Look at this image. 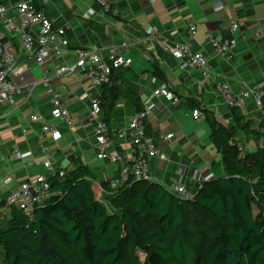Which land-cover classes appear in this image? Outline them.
Returning a JSON list of instances; mask_svg holds the SVG:
<instances>
[{
  "label": "crops",
  "instance_id": "obj_1",
  "mask_svg": "<svg viewBox=\"0 0 264 264\" xmlns=\"http://www.w3.org/2000/svg\"><path fill=\"white\" fill-rule=\"evenodd\" d=\"M21 1L27 0H0V4L13 8L9 15L17 16L14 7ZM34 3L56 26L69 28L70 46L62 60L39 67L23 52L19 37L0 25V43H10L16 57L11 79L23 90L15 97V106L0 119V206H6L9 194L27 178L48 174L44 165L47 154L55 156L57 170L67 173L76 169L77 159L83 163L85 157L95 183H109L114 192L123 186L120 170L124 164L114 167L98 161L93 150L94 129L98 121L104 120V113L101 109L100 116L94 118L92 104L100 98L102 89L93 87L81 73L70 78L56 77L58 67L63 62L73 64L79 50L97 47L106 56L110 46L129 41L125 54L133 64L115 74L125 95L107 123L112 131L126 129L129 119L139 113L131 101L135 92L143 111L148 104H154L146 116L147 134L159 145L166 160L161 163L160 158H153L151 169L156 183L166 189L180 180L187 186H198L225 173L222 157L210 139L209 116L236 127L240 116L254 130L260 129L264 105L259 108L254 101H247L245 110L235 114L225 105L217 85L226 82L235 93L264 87V0H116L110 12L103 11L93 0ZM234 22L239 28L232 35ZM191 27H195L194 33ZM211 35L218 39L233 36L237 40L230 61L217 54ZM184 43H190L194 52L208 58L211 75L207 81L199 70L186 66L172 52L176 45ZM46 74L63 97L72 116V127L52 118L51 99L43 86L31 95L27 91ZM163 83L176 95V103L154 96ZM196 110L201 112L197 119L193 117ZM33 116L57 125L63 138L53 142L48 136L47 141H40L43 125L32 122ZM169 135L173 137L167 140ZM237 140L245 153L255 152L263 144L262 140L247 139L242 132ZM72 146L75 150H71ZM119 149L128 163L133 153L131 146L121 143ZM17 154L32 157L21 159ZM114 192L104 193L103 197Z\"/></svg>",
  "mask_w": 264,
  "mask_h": 264
},
{
  "label": "trees",
  "instance_id": "obj_2",
  "mask_svg": "<svg viewBox=\"0 0 264 264\" xmlns=\"http://www.w3.org/2000/svg\"><path fill=\"white\" fill-rule=\"evenodd\" d=\"M120 70L102 87L105 122L125 95ZM131 101L143 111L137 92ZM237 121L226 126L209 116L225 175L188 186L191 201L147 181L114 192L77 159L76 169L52 180L55 196L33 219L12 210L0 224V264H264V120L259 130ZM240 132L263 145L244 153ZM112 192L107 207L103 195Z\"/></svg>",
  "mask_w": 264,
  "mask_h": 264
},
{
  "label": "built area",
  "instance_id": "obj_3",
  "mask_svg": "<svg viewBox=\"0 0 264 264\" xmlns=\"http://www.w3.org/2000/svg\"><path fill=\"white\" fill-rule=\"evenodd\" d=\"M42 1L47 3L48 0ZM93 1L105 12H110L116 2V0ZM14 8L17 16L9 15L13 8L0 4V25L10 34L19 37L22 50L28 58L34 60L39 67L54 60H62L64 53L70 46L67 37L69 28L67 26H56L55 22L43 10L36 7L34 0L21 1ZM238 28L239 24L234 22L231 27V34L236 33ZM190 31L194 33L195 27H191ZM152 32L154 33L155 30ZM210 42L221 58L227 61L231 60L237 45V40L233 36L218 39L215 35H211ZM164 43L167 44V41ZM128 46L129 41H125L121 45H112L107 49L108 54L106 56H103V51L97 47L79 50L76 52V59L73 64L63 62L58 67L56 77L70 78L75 76L76 73H81L90 79L93 87L101 90L103 86L110 82L113 71L129 68L133 64V60L125 54ZM172 52L186 66L199 70L205 81L210 78L211 70L208 58L202 53L194 52L190 43L176 45ZM15 64L16 57L11 44L8 42L0 43V119L6 116L8 109L15 106V97L23 92L11 79ZM51 82L52 78L46 74L41 81L34 82L29 86L27 91L31 95L38 87L43 86L51 99L52 118L67 127H72V116L63 102L62 95L52 87ZM217 91L225 105L231 109L245 110L247 101H254L259 108L263 107L264 87L245 88L239 93H235L228 83L223 82L217 85ZM154 96L165 98L172 103L178 101L176 95L165 83L155 90ZM153 109L154 104H148L145 111L139 112L129 119L126 129L112 131L104 120L98 121L94 129L95 144L93 150L96 160L107 162L114 167L124 164V167L120 170L123 185L135 181L156 183L152 174L151 160L156 157L160 158L161 163L166 160L160 154L159 145L147 134L146 116L147 112ZM100 113L101 106L97 98L92 104V116L94 118L98 117ZM200 115L201 112L198 110L193 112L195 119ZM31 120L35 123L42 122L40 141H47L48 136L53 142H58L63 138L57 125L44 121L39 116H33ZM172 137V135H169L166 139L170 140ZM121 143L128 144L132 148L133 153L128 163L119 149ZM71 150H75V147L72 146ZM17 156L26 159L32 157V154H17ZM83 163H88L85 157ZM44 165L48 174L27 178L17 190L9 194L6 206H0V224L10 217L12 210L22 212L33 219L35 210L48 204L55 196L52 192V180L58 176L61 179L65 178L67 172L57 170L56 158L52 154H47ZM167 190L182 201L194 199L193 192L189 190L183 180L174 182L171 188Z\"/></svg>",
  "mask_w": 264,
  "mask_h": 264
},
{
  "label": "rangeland",
  "instance_id": "obj_4",
  "mask_svg": "<svg viewBox=\"0 0 264 264\" xmlns=\"http://www.w3.org/2000/svg\"><path fill=\"white\" fill-rule=\"evenodd\" d=\"M223 175H225V173ZM110 196H111L110 194H106V196L103 197V200H104L105 204L107 205V207L109 206L108 204L110 202V198H108V197H110ZM140 256H141V259L144 261L145 260V256L143 254H140Z\"/></svg>",
  "mask_w": 264,
  "mask_h": 264
}]
</instances>
